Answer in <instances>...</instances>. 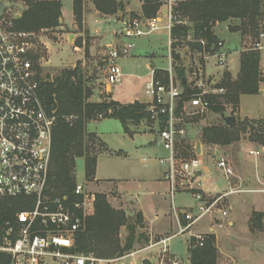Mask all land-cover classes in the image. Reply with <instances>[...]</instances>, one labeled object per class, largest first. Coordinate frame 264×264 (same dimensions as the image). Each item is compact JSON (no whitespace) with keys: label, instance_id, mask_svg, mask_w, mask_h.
I'll return each mask as SVG.
<instances>
[{"label":"rangeland","instance_id":"1","mask_svg":"<svg viewBox=\"0 0 264 264\" xmlns=\"http://www.w3.org/2000/svg\"><path fill=\"white\" fill-rule=\"evenodd\" d=\"M118 1L124 3L125 11L114 16H105L97 12L94 0H84L85 22L79 28L73 15L72 0H62L65 19L62 23L65 28L35 34V58L44 79H48L49 75V79L54 80L63 70L79 67L88 85L94 89L92 100L95 102L100 100L101 94H104L108 101L121 104L134 102L149 104L152 99L146 94V85L152 80L150 67L155 66L158 69L167 70L170 67L169 36L166 31L160 30L137 39L136 49L132 55L122 57L118 62L123 72L121 83L112 85L111 92L107 93L104 86V71L107 62L104 56L107 51L105 45L120 44L121 21L133 18L132 14L140 13L141 8L140 0ZM0 4L6 6L2 11L3 14L12 19H17V16H21L26 9V5L22 2L13 3L9 0H0ZM73 20V27H68ZM236 24L237 21L231 20L217 24L215 27L216 35L226 45L229 57L225 68L217 66L215 60L210 61L207 68L209 82L220 83L226 71L233 79L239 75L241 53L244 50H250L254 41L251 37L242 38L239 33L230 32L229 26ZM69 33L77 35L76 38L82 40V45L75 44L76 38L73 41L68 40L67 34ZM191 51L187 41L178 48L183 63L180 65L186 64L188 85L192 88L196 85V79L188 69L191 70L194 66L196 57L191 54ZM260 54L261 69L264 72V50L260 51ZM262 85L259 94L241 98L240 109L235 115H233L232 106H226L225 115L234 116L242 122L264 120V83ZM103 99L104 97L101 100ZM198 117L199 121H195L194 119ZM222 124H225L222 117L211 111L195 116L192 120H188L187 135L182 140L194 144L195 141H201L204 127ZM159 127L157 123L145 121L139 126L130 125L129 132H126L121 122L116 119L107 118L91 122L88 126L89 132L99 137L96 142L99 155L96 177L101 183L87 181L85 162L83 159L77 160L76 184L84 185L89 192L95 195L99 192L106 194L115 208L134 216L135 224H139L138 234L145 236V239H141L140 244L136 245L134 252L137 253L134 256L126 255L128 257L125 256L126 258L115 264H144L145 260H149L151 264L162 263L164 259L162 246L157 244L168 237L172 238L169 241V253L165 257V263L170 264V260H176L180 264H190L188 244L191 235L189 233L176 235L180 225L175 209L180 212L189 210L196 207L197 202L190 193L181 190L172 197L167 181L154 182L162 176L160 172L164 170L163 167H159L158 160L168 156L162 144L154 142ZM241 138V141L232 147H218L230 160L235 174L246 165L254 168L256 157L251 156L250 151L263 148L249 140V133L242 134ZM209 154L211 155V152ZM262 157H264V152ZM146 159L150 162H144ZM201 159L208 164L210 172L208 174L204 172L200 178L202 189L213 193V196L229 191L230 184L216 168L211 156L209 158L202 156ZM236 180V177L231 179L233 186ZM251 198L253 199L250 194H234L227 197L221 204V207L229 214L226 222L236 216L240 224L233 227L225 224L224 229L216 230L217 264H264V245H261L260 253H256V243L264 242V230L251 231L247 220L249 209L241 202L242 200L249 201ZM236 200L241 203L237 210L231 208L232 202ZM138 205L142 207L146 217ZM140 214L143 216L142 222L138 219ZM178 216L180 223L185 224L183 214L178 212ZM221 220L222 217L219 214L207 216L193 226L192 231L194 234H208L211 227L218 225ZM249 230L253 234L248 233ZM260 232L262 234H259ZM127 235L128 232L125 229L122 238L125 239ZM146 247H148L147 250L139 252Z\"/></svg>","mask_w":264,"mask_h":264},{"label":"built area","instance_id":"2","mask_svg":"<svg viewBox=\"0 0 264 264\" xmlns=\"http://www.w3.org/2000/svg\"><path fill=\"white\" fill-rule=\"evenodd\" d=\"M186 0H159L160 10L155 18H130L121 21L120 44L106 45L107 58L104 71L105 90L120 84L123 72L118 62L122 57L131 56L136 49V40L164 30L169 36L168 80L154 77L146 85V94L152 99L148 111L152 123L159 124L156 142L162 144L168 156L158 160L164 168V179L169 184L170 194L179 190L190 193L196 200L194 208L184 211L175 209L179 230L176 235L189 233L196 244L204 246L208 235L216 236L217 229H224L229 214L221 207L224 200L241 192L232 185L235 177L229 159L214 150L211 160L230 184V190L217 196H208L197 188L207 163L198 155L196 147L190 157L181 151L182 139L187 135L188 120L209 112L207 96L224 93L216 81L209 82L207 68L211 60L222 68L228 65V52L220 41L212 51L206 50V43L200 42L203 51L195 53L191 75L196 79L191 98L178 110L184 90L173 69L172 30L175 26H189L179 19L177 10ZM15 18L0 15V199L21 198L30 206L18 212L14 220H0V254L10 256V264H115L125 257L104 260L94 256L77 255L65 250L72 249L76 231L83 219L94 213L96 195L84 185L76 184L72 195H59L49 184L50 163L53 146V130L56 117L49 114L41 100L40 83L36 67L35 34L15 29ZM189 37L187 42H196ZM264 32L250 50H264ZM186 66V65H185ZM104 119L99 116L98 120ZM258 155V152H251ZM178 212L183 214L185 224L180 223ZM220 215L222 220L212 226L208 234H194L193 226L207 216ZM226 222V223H225ZM162 239L163 258L169 253V241ZM131 253L128 256H134ZM126 256V257H128ZM170 264H180L170 260Z\"/></svg>","mask_w":264,"mask_h":264},{"label":"trees","instance_id":"3","mask_svg":"<svg viewBox=\"0 0 264 264\" xmlns=\"http://www.w3.org/2000/svg\"><path fill=\"white\" fill-rule=\"evenodd\" d=\"M22 2L26 9L19 19L15 20V29L32 34L41 31L63 27L62 2L60 0H9ZM142 11L140 18L150 20L155 18L160 10L159 0H141ZM99 13L105 16H114L125 11V5L118 0H94ZM73 15L78 27L84 22V0H73ZM179 19L189 22V26H175L172 30V59L173 68L181 81L184 90L179 101L178 110L196 93L188 85L187 69L180 65L181 54L178 48L189 37L196 42H187L192 50L191 54L203 51L200 42L206 43V50L212 51L220 42L215 33L217 24L237 21L230 25L229 31L239 33L242 38L251 37L253 41L259 39L264 32V0H186L177 10ZM133 17L138 15L132 14ZM253 42V43H254ZM75 44L82 45V40L76 38ZM36 60V59H35ZM37 62V60H36ZM183 64V63H182ZM40 83L41 100L49 114L56 117L53 130L52 157L50 163L49 184L59 195H72L76 187L77 160L85 162L86 180L96 181L98 150L96 145L99 137L90 133L88 126L98 120L111 118L121 122L126 132L129 126H139L150 121L149 104L134 102L121 104L103 100L93 101L94 89L88 85L79 67L63 70L54 80L42 77V70L36 64ZM154 77L168 80V72L154 70ZM187 82L183 84V79ZM264 83V72L261 69V54L258 51L248 50L241 53L240 72L233 79L229 72H225L217 87L224 89V93L207 96L210 102L209 111L223 115L226 106L231 105L233 115L240 109L243 96L257 95ZM192 120V119H190ZM199 121V117L194 119ZM225 123V122H224ZM249 133V140L264 148V120H237V126L230 129L226 124L204 127L201 134V143L208 146L222 148L232 147L241 141L242 134ZM98 138V139H97ZM181 151L184 157L192 155V147L182 140ZM30 208L21 198L0 199V220H14L18 212ZM138 219L142 222L143 216ZM128 226L127 213L115 208L103 193L96 194L94 213L83 219V223L76 231L72 249L65 250L77 255L94 256L98 259L114 260L125 257L134 252L136 245L143 234H138L137 226ZM251 231L264 230V213L254 212L250 224ZM128 235L122 238V230ZM147 243L149 239H146ZM146 243V242H145ZM190 264H217L218 248L216 237L208 235L204 246L196 244L191 238L188 244ZM10 256L0 254V264H10Z\"/></svg>","mask_w":264,"mask_h":264},{"label":"crops","instance_id":"4","mask_svg":"<svg viewBox=\"0 0 264 264\" xmlns=\"http://www.w3.org/2000/svg\"><path fill=\"white\" fill-rule=\"evenodd\" d=\"M61 2H62V0H60ZM141 1V0H140ZM72 4H73V0H72ZM63 5V4H62ZM141 11H142V2H141V8H140V13H138V14H136V15H138V16H136V17H133V18H140L139 16H140V14H141ZM98 12V11H97ZM62 14H63V8H62ZM134 14V13H133ZM63 21H65V19H64V15H63ZM84 22H85V20H84ZM83 22V23H84ZM65 24H66V22H65ZM67 25V24H66ZM73 25H74V20H73V22L71 23V25L70 26H68V27H73ZM65 27H64V25H63V27H61V29H64ZM216 33V32H215ZM72 33H69V34H67V37H68V40H69V38H70V35H71ZM75 37H74V39L77 37V35H75V34H73ZM73 39V40H74ZM221 41H223L222 39H221ZM263 43H264V41H263ZM106 46V45H105ZM224 49L227 51V49H226V45L224 44ZM228 52V51H227ZM229 54V53H228ZM186 65V64H185ZM184 65V66H185ZM186 67V66H185ZM156 67L154 66V69H155ZM187 68V67H186ZM154 69L153 70H151V71H154ZM156 69H158V68H156ZM155 69V70H156ZM160 70H167V69H160ZM188 71H190L191 72V70L190 69H188ZM207 74H208V72H207ZM189 79V78H188ZM262 87H263V85L261 86V90H262ZM111 88H110V91L109 90H107V93H110L111 92ZM106 91V90H105ZM261 92V91H260ZM101 96H102V94L100 95V100L102 99L101 98ZM155 143H157L156 142V139H155V141H154ZM200 143H201V141H199ZM189 143V142H188ZM197 143H198V141H195L194 142V144H191V143H189L190 144V146L192 147V149L194 148V147H196L197 146ZM214 150H216V152L217 151H220L219 149H218V146H208V145H204V144H202L201 143V152H202V156H205V158L207 157V158H209L211 155H212V152L214 151ZM211 152V155L209 154ZM221 152V151H220ZM251 152H258V155H254V154H251ZM264 152V148H262L261 150H251L250 151V155L251 156H254V157H256L255 158V162H254V168H252V167H250L249 165H246V167L244 166L243 168H242V170H241V168H240V172L238 171V173L236 172V174H235V177L237 178V180H236V184H235V187H237V188H240V189H242L241 190V192H239V193H237V194H250V195H252V197H253V199L251 198V200H249V201H246V200H242L241 202H242V204L244 205H246V208H248L249 210H248V215H247V220H248V224H251V218H252V215H253V213L254 212H260V213H264V157H262V153ZM242 159V158H241ZM230 161V160H229ZM144 162H150V160H144ZM240 162H242L241 160H240ZM252 164V163H251ZM97 167H98V163H97ZM159 167H161L160 165H159ZM162 168V167H161ZM206 173V174H208V173H210L209 172V166H208V164H207V166L205 167V169H204V171L202 172V175H203V173ZM160 175H162V176H160V178L159 179H157V180H154V182H163V181H165L166 182V180L164 179V170L163 171H161L160 172ZM97 184L98 183H101L100 182V180L99 179H97V177H96V181H95ZM201 180H200V183H199V185H197V188L199 189V190H202L205 194H207L208 196H213L214 194L213 193H211V192H207V190L205 191L204 189H202V187H201ZM100 193V192H99ZM231 196H233V195H231ZM231 196H229V197H231ZM228 197V198H229ZM239 204H241L240 203V201H233L232 202V209H238V205ZM139 206V209L143 212V215L146 217V214H145V212L143 211V209H142V207L140 206V205H138ZM236 224H240L239 222H238V218L236 217V216H234L233 217V219H231L230 221H229V226L230 227H233L234 225H236ZM125 229H123L122 230V233H123V231H124ZM248 233H250V234H253V232L251 233V231L249 230V232ZM254 233H256V232H254ZM259 234H262V232H260ZM261 245L263 246L264 245V242H261V243H256V253H260V251H261ZM148 249V247H146V248H144V249H141V251H139V252H142V251H145V250H147ZM135 254L137 253V252H134ZM126 258V257H125ZM124 259V258H123Z\"/></svg>","mask_w":264,"mask_h":264},{"label":"water","instance_id":"5","mask_svg":"<svg viewBox=\"0 0 264 264\" xmlns=\"http://www.w3.org/2000/svg\"><path fill=\"white\" fill-rule=\"evenodd\" d=\"M5 7L6 6L4 4H0V15L2 14V11L5 9ZM20 17L21 16H17V19H19ZM62 21L63 20L61 19V22ZM74 37L75 36L73 34H71L69 40L70 41H73ZM150 68H151V70H153L154 69V66H151ZM186 82H187V78L185 77L183 79V84H185ZM103 97H104V95L101 96V98H103ZM221 117H222L223 121L225 122V124L230 129H233V128H235L237 126V119H236V117H234V116H226L225 114L221 115ZM196 153L198 155L201 153V143L200 142L197 143ZM201 176H202V172H197L196 178L201 177ZM127 220H128V226H130V227L135 226V221H134V216L133 215L127 213ZM144 264H151V262L149 260H145L144 261Z\"/></svg>","mask_w":264,"mask_h":264}]
</instances>
